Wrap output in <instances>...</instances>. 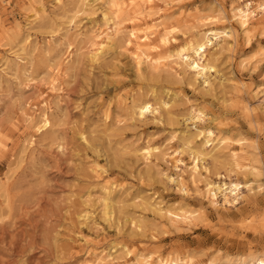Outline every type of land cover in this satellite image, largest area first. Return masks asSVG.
<instances>
[{"label": "rangeland", "instance_id": "374dc122", "mask_svg": "<svg viewBox=\"0 0 264 264\" xmlns=\"http://www.w3.org/2000/svg\"><path fill=\"white\" fill-rule=\"evenodd\" d=\"M120 1L124 20L108 0H0V264L256 262L264 14L232 13L264 0ZM139 41L207 44L151 71ZM235 182V202L208 192Z\"/></svg>", "mask_w": 264, "mask_h": 264}, {"label": "bare ground", "instance_id": "6f19581e", "mask_svg": "<svg viewBox=\"0 0 264 264\" xmlns=\"http://www.w3.org/2000/svg\"><path fill=\"white\" fill-rule=\"evenodd\" d=\"M146 1L147 0H130V7H129L130 12L134 15L141 12V10L147 6ZM108 3L110 5L113 13L115 10V15H116L115 19L116 18L119 19L121 17L124 20L127 18L126 13H121V7H120L121 1L120 0H108ZM260 12L262 14H264V3H260V4L255 6V5H253V2L247 1V2H245V4L240 3L237 6H235L233 8L232 16H233V18L238 20V22H240V25L244 30H247L248 25L250 23V20L252 18L256 17ZM135 18H138V17H135ZM116 22H117V20H116ZM117 23H120V22H117ZM139 24H141V23H139ZM137 30L141 31L142 29L137 28ZM133 35H136L138 37V40H139V38L140 39L143 38V36L138 35L136 32L133 33ZM95 36L99 37L100 34L94 35V37ZM249 39H251V38L249 37ZM163 41L165 44L171 42L170 37H169V33L163 34ZM206 41H210V39H207ZM206 41L205 42L200 41L197 43V45H194V46L193 45L192 46L181 45L179 47L172 46V44L170 43L171 45L166 46V49H168V51L166 50L167 51L166 54L160 55V56H153L145 48L147 43L139 41L137 43V45H138V48L141 50V53L137 58V61H138L137 63L139 65H141L143 57H147L148 61L150 62V68L151 67L153 68V70L151 68V71H154V70L156 71V70H159V68L161 67L163 59L169 60V59H174V58H178V59L183 58L184 54L187 53V51H189V49H194L196 53H199L200 51H202L205 48V45L207 44ZM175 60H177V59H175ZM173 62H174V60H173ZM189 64L194 68H197L199 66V63L192 57H190V63ZM207 66L211 68L213 65L207 64L204 67L206 68ZM41 95L44 97V93ZM45 103L48 104L47 107H49L50 102L48 101V99H45ZM151 108H152V103L149 100H147V99L141 100V102L138 104V113L140 116H143L148 111H150ZM191 116H192L191 118L194 120H201L202 118L205 117V115L203 113L196 112V111H193ZM213 135H214V132L212 130H208L207 136L211 137ZM178 153H179V151L175 150V152L171 155L176 166H179V164L183 162V159L181 157L176 156V154H178ZM199 153L202 154L201 152H199ZM198 161H199V159L197 157H195V164H194V168H193V171L195 172V173L193 172L194 174H196L198 172ZM240 186H241V184L237 183V182L232 183L228 187H225V185H216V186H211L212 189H210V187H209L208 192L210 193V195L212 197H216V195L218 193H220L221 191H224L225 200L230 203L231 201L235 202L238 199V197L240 195ZM148 256H142V257H148ZM141 262L142 261H140V263ZM159 264H169V263H168V261H165L164 259H162L159 261ZM209 264H229V262L226 260L224 262L222 261L221 263H214V261H213V262H210ZM235 264H245V262L241 260L240 262L235 263ZM247 264H264V256H258L256 258V262L247 263Z\"/></svg>", "mask_w": 264, "mask_h": 264}]
</instances>
